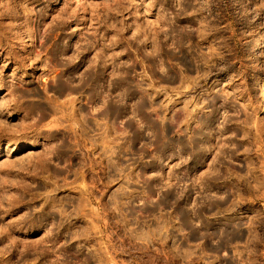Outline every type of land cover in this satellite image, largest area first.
<instances>
[{"label": "rangeland", "instance_id": "1", "mask_svg": "<svg viewBox=\"0 0 264 264\" xmlns=\"http://www.w3.org/2000/svg\"><path fill=\"white\" fill-rule=\"evenodd\" d=\"M0 264H264V0H0Z\"/></svg>", "mask_w": 264, "mask_h": 264}, {"label": "bare ground", "instance_id": "2", "mask_svg": "<svg viewBox=\"0 0 264 264\" xmlns=\"http://www.w3.org/2000/svg\"><path fill=\"white\" fill-rule=\"evenodd\" d=\"M27 42H28L27 39L24 40V43H27ZM42 252H43V251H42ZM42 252H41V253H42ZM46 252H48V251L43 252V255H44Z\"/></svg>", "mask_w": 264, "mask_h": 264}]
</instances>
